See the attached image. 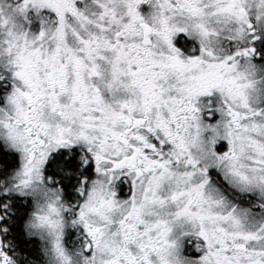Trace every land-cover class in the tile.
Segmentation results:
<instances>
[{
    "label": "snow or ice",
    "instance_id": "obj_1",
    "mask_svg": "<svg viewBox=\"0 0 264 264\" xmlns=\"http://www.w3.org/2000/svg\"><path fill=\"white\" fill-rule=\"evenodd\" d=\"M0 264H264V0H0Z\"/></svg>",
    "mask_w": 264,
    "mask_h": 264
}]
</instances>
